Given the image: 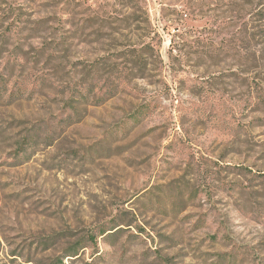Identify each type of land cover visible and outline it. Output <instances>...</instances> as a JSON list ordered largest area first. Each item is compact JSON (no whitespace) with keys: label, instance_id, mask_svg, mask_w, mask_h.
Segmentation results:
<instances>
[{"label":"rangeland","instance_id":"rangeland-1","mask_svg":"<svg viewBox=\"0 0 264 264\" xmlns=\"http://www.w3.org/2000/svg\"><path fill=\"white\" fill-rule=\"evenodd\" d=\"M58 258L264 264V0H0V264Z\"/></svg>","mask_w":264,"mask_h":264},{"label":"trees","instance_id":"trees-1","mask_svg":"<svg viewBox=\"0 0 264 264\" xmlns=\"http://www.w3.org/2000/svg\"><path fill=\"white\" fill-rule=\"evenodd\" d=\"M114 228H116V227H114ZM114 228H113V229H114ZM106 231H107V230H102V231L100 232V234H104V233H106ZM90 238L94 240V236H93V235H92ZM85 246H86L85 243H81V244L78 245L77 248H74V249L83 248V247H85ZM76 251H77V250H76ZM68 255H69V254H68ZM51 264H63V261H62V259L58 258L57 260L53 261Z\"/></svg>","mask_w":264,"mask_h":264}]
</instances>
